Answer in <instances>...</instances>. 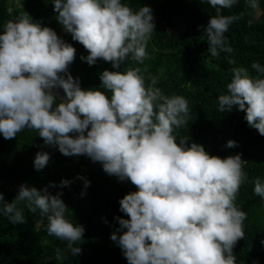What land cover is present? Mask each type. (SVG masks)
Instances as JSON below:
<instances>
[{
    "label": "clouds",
    "instance_id": "9594fccd",
    "mask_svg": "<svg viewBox=\"0 0 264 264\" xmlns=\"http://www.w3.org/2000/svg\"><path fill=\"white\" fill-rule=\"evenodd\" d=\"M52 2L64 32L88 50L81 59L89 65L103 59L117 71L105 69L99 87L83 88L69 71L76 48L27 11L20 12L4 23L0 34V134L12 139L26 128L34 130L44 145L65 156L87 155L110 176L137 186L119 201L120 211L130 218L115 217L119 228L111 234L128 264H238L234 247L245 238L247 213L236 200L240 187L249 182L246 160L242 154L211 155L203 144L189 142L190 136L178 139L176 129L190 119L189 100L166 94L157 86L160 77L139 67L118 70L126 61L142 64L148 57L147 44L156 30L152 7L133 8L125 0ZM205 2L215 9L202 26L208 52L213 57L232 53L226 33L248 9L259 10L260 0H245V11L237 15H224L223 10L240 0ZM228 62L236 65L234 57ZM230 72L217 110L245 111L244 119L264 135V64L254 60ZM54 87L66 93L58 104ZM237 144L229 140L226 147ZM50 158L48 151H38L35 169H44ZM79 179L85 189L90 186L86 177ZM72 183L65 178L59 187ZM251 183L264 199V178ZM56 186L54 181L43 188L23 183L12 202L0 192V214L13 225L27 222L25 207L46 218L47 234L66 241L65 249H56L55 259L61 261L81 253L86 229L68 218L63 192L49 190Z\"/></svg>",
    "mask_w": 264,
    "mask_h": 264
},
{
    "label": "trees",
    "instance_id": "16d2710c",
    "mask_svg": "<svg viewBox=\"0 0 264 264\" xmlns=\"http://www.w3.org/2000/svg\"><path fill=\"white\" fill-rule=\"evenodd\" d=\"M125 2L137 9L144 4L150 5L156 30L147 44L145 61L139 64L129 60L118 70L139 67L145 74L159 76L157 86L166 94L183 95L189 100L190 119L186 127L176 129L178 139L190 136L189 142L203 144L211 155L222 158L242 154L249 182L240 187L236 203L247 213L244 222L246 235L235 245L234 254L238 264H264V199L254 193V184L251 183L255 177L264 178V135L244 119L245 111L234 107L231 112L221 113L216 103L219 94L227 91L232 67H247L254 60L264 64V0H260L259 10L248 9L241 20L230 26L226 36L234 51L221 52L218 57L208 52L209 45L202 27L207 25L211 15H215V9L205 0ZM10 8V0H0V29L7 20L27 11L34 20L53 28L76 48V57L69 65V71L73 77L79 78L83 88L99 87L102 83L100 73L105 69L117 71L112 62L98 59L95 65H89L81 59L89 52L83 44L73 40L70 33L64 32L63 26H56L58 13L52 0H26L22 7ZM245 9V0H240L233 8L224 9L223 14L237 15ZM253 16L255 22L249 26L247 21ZM229 57L235 58L236 65L228 62ZM229 140L237 141V146L226 147ZM41 150L48 151L51 158L48 165L38 171L34 159ZM80 176L91 181L86 189ZM65 178L73 183L61 189L60 181ZM52 181L57 186L49 190L53 194L63 192L62 199L69 207L68 218L86 229L84 240L79 242L81 253L77 256L68 254L66 259L57 261L56 249H65L66 241L49 236L46 218L25 207L27 222L23 224L13 225L0 214V264H128L111 234L119 228L115 217L130 218L120 211L119 201L127 193L136 191L137 186L130 180L121 181L110 176L102 163L88 162L83 155L65 156L58 148L44 145L43 138L34 130L26 128L12 139H5L0 134V192L8 202L14 200L23 183L43 188ZM82 192L85 194L81 195ZM18 206L24 207L23 203Z\"/></svg>",
    "mask_w": 264,
    "mask_h": 264
},
{
    "label": "water",
    "instance_id": "95a60500",
    "mask_svg": "<svg viewBox=\"0 0 264 264\" xmlns=\"http://www.w3.org/2000/svg\"><path fill=\"white\" fill-rule=\"evenodd\" d=\"M4 32V29H0V34H3ZM27 75V74H26ZM52 91L54 92V94L57 95V97L60 99V100H64L66 99V93L64 92L63 88L61 87H54L52 89ZM86 134V133H85ZM85 160H87L88 162H91L93 164H97V163H101L99 161H93L90 157H88L87 155H83Z\"/></svg>",
    "mask_w": 264,
    "mask_h": 264
},
{
    "label": "built area",
    "instance_id": "2783aa9c",
    "mask_svg": "<svg viewBox=\"0 0 264 264\" xmlns=\"http://www.w3.org/2000/svg\"><path fill=\"white\" fill-rule=\"evenodd\" d=\"M25 1L26 0H10V2H11V8L10 9L12 10L14 6L22 7Z\"/></svg>",
    "mask_w": 264,
    "mask_h": 264
},
{
    "label": "rangeland",
    "instance_id": "374dc122",
    "mask_svg": "<svg viewBox=\"0 0 264 264\" xmlns=\"http://www.w3.org/2000/svg\"><path fill=\"white\" fill-rule=\"evenodd\" d=\"M55 24H56V26H57L58 28H62V25L58 22L57 19L55 20Z\"/></svg>",
    "mask_w": 264,
    "mask_h": 264
}]
</instances>
